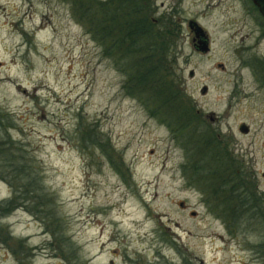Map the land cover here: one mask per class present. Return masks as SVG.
<instances>
[{"label":"rangeland","instance_id":"obj_1","mask_svg":"<svg viewBox=\"0 0 264 264\" xmlns=\"http://www.w3.org/2000/svg\"><path fill=\"white\" fill-rule=\"evenodd\" d=\"M135 3L172 47L159 83L178 97L163 107L104 55L75 0H0V142L35 158L74 249L19 207L0 219V264H264V21L250 0Z\"/></svg>","mask_w":264,"mask_h":264},{"label":"trees","instance_id":"obj_2","mask_svg":"<svg viewBox=\"0 0 264 264\" xmlns=\"http://www.w3.org/2000/svg\"><path fill=\"white\" fill-rule=\"evenodd\" d=\"M135 1L75 0L72 11L87 26V32L102 42L104 55L114 60L117 67L126 75L127 81L135 85V90L147 93L146 100L158 97L160 106L163 107L165 102H171L173 98L178 97L177 92L166 85V81L159 83L161 78L165 77L159 71L158 62L161 61L158 58L159 52L167 58L173 53L172 47L167 46L166 40H156L158 35L152 33L151 24L144 16L145 8ZM6 119V113L0 110V123ZM167 120L172 125V118ZM182 128L185 127H177L179 130ZM87 130L86 132L93 134L87 137V146L93 144L102 148L97 132ZM7 145L8 142H0V177L7 182L11 195L0 200V219L13 210L23 207L37 216L40 215L44 227H48L54 241L59 242L57 249L60 252L62 248L65 252L72 250V243L66 245L63 239L64 219L58 215L51 193L43 186L35 158L28 155L20 142L9 141ZM11 148L16 150L13 155L9 153ZM254 197L250 196L247 211H254L256 207L253 205ZM241 200L240 215L244 213V207L247 205L245 197Z\"/></svg>","mask_w":264,"mask_h":264},{"label":"water","instance_id":"obj_3","mask_svg":"<svg viewBox=\"0 0 264 264\" xmlns=\"http://www.w3.org/2000/svg\"><path fill=\"white\" fill-rule=\"evenodd\" d=\"M253 2L259 7L261 13L264 15V0H253ZM189 28L193 31L194 33V38L193 41L197 40L195 47V50L206 53L209 50V41L208 37L203 31V29L194 21H189L188 22ZM192 74V72H191ZM206 87L202 89V93L206 91ZM239 130L242 133H247L248 132V127L245 125H240Z\"/></svg>","mask_w":264,"mask_h":264},{"label":"flooded vegetation","instance_id":"obj_4","mask_svg":"<svg viewBox=\"0 0 264 264\" xmlns=\"http://www.w3.org/2000/svg\"><path fill=\"white\" fill-rule=\"evenodd\" d=\"M250 2L253 6L254 11L259 15V18L264 21V15L261 13L259 7L253 2V0H250ZM262 35L264 36V31L262 32ZM192 42H193V45L195 46L197 43V40L193 41L192 39Z\"/></svg>","mask_w":264,"mask_h":264}]
</instances>
